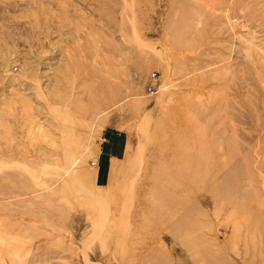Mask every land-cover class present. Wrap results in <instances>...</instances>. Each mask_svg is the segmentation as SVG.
<instances>
[{
	"label": "rangeland",
	"instance_id": "obj_1",
	"mask_svg": "<svg viewBox=\"0 0 264 264\" xmlns=\"http://www.w3.org/2000/svg\"><path fill=\"white\" fill-rule=\"evenodd\" d=\"M0 264H264V0H0Z\"/></svg>",
	"mask_w": 264,
	"mask_h": 264
},
{
	"label": "built area",
	"instance_id": "obj_2",
	"mask_svg": "<svg viewBox=\"0 0 264 264\" xmlns=\"http://www.w3.org/2000/svg\"><path fill=\"white\" fill-rule=\"evenodd\" d=\"M155 77H154V73H150L149 78H148V83L146 86V90L149 94L153 93L154 91V81Z\"/></svg>",
	"mask_w": 264,
	"mask_h": 264
}]
</instances>
